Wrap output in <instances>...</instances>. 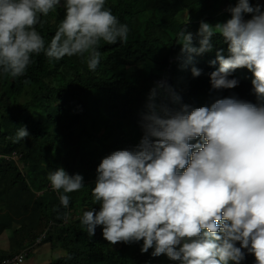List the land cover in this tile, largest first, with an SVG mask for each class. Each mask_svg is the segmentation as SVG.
I'll list each match as a JSON object with an SVG mask.
<instances>
[{"label": "clouds", "instance_id": "9594fccd", "mask_svg": "<svg viewBox=\"0 0 264 264\" xmlns=\"http://www.w3.org/2000/svg\"><path fill=\"white\" fill-rule=\"evenodd\" d=\"M61 2L0 0V74L24 77L40 54L50 62L87 55V67L95 71L101 42L127 43L130 29L106 0H63V19L46 45L37 26L43 27L41 17ZM221 12L230 18L215 24L202 20L195 35L187 31L185 13L177 33L179 62L170 56L143 97L146 103L131 110L137 127L112 123L119 131L114 137L127 140L129 148L106 155L96 168L91 195L99 210L76 207L64 215V224L80 219L91 237L100 226L111 245L142 241L141 253L152 249V257L166 255L176 264H243L247 255L264 264V4L235 0ZM214 36L222 38L227 54L217 49L215 60L204 70L191 67L187 79L183 69L194 56L213 51ZM176 65L181 71L173 80ZM242 79H251V89L229 96ZM104 133L98 136L103 139ZM28 136L19 127L11 139L17 143ZM0 157L25 169L17 152ZM47 179L49 189L61 193L64 208L68 194L85 187L81 174L70 175L63 167ZM55 225L49 221L33 243L16 252L0 244L8 253L0 264L15 257L25 264ZM16 226L17 221L3 234L9 231L12 238Z\"/></svg>", "mask_w": 264, "mask_h": 264}, {"label": "trees", "instance_id": "16d2710c", "mask_svg": "<svg viewBox=\"0 0 264 264\" xmlns=\"http://www.w3.org/2000/svg\"><path fill=\"white\" fill-rule=\"evenodd\" d=\"M230 4L234 6L235 0H106L105 6L130 31L127 43L101 42V60L95 71L88 69L87 55L50 62L40 54L33 56L24 77L0 74V154L19 151L21 163L27 166V170L21 169L0 157V207L4 210L0 236L17 221L11 252L33 243L49 221H54L56 225L44 243L64 250L66 255L49 264H176L166 255L152 257V249L141 253L142 241L111 245L103 238L100 226L91 237L80 219L64 224V215L76 207L82 212L99 210L91 195L96 168L106 155L129 148L127 140L114 137L119 131L112 123L123 120L131 128L137 127L131 110L146 103L143 97L148 96L169 57L179 62L177 33L185 13L190 17L187 31L195 35L202 20L215 24L229 19L230 13H222L221 8ZM63 16L62 0L55 11L41 17L43 27L37 29L46 45ZM194 44L198 46V38ZM213 44L212 52L194 56L192 64L183 69L187 79H192L191 67L206 69L209 61L215 60L217 49L223 48L227 54L222 38L214 36ZM179 71L176 65L170 77L179 78ZM251 87L248 79L229 96ZM19 127H25L29 136L14 143L11 138ZM102 131L103 139L98 136ZM58 167L84 177L85 187L68 194V208L60 204L61 193L48 187L47 176ZM40 191L44 193L37 197ZM0 252V260L8 256ZM243 264H255L254 257L247 255Z\"/></svg>", "mask_w": 264, "mask_h": 264}, {"label": "rangeland", "instance_id": "374dc122", "mask_svg": "<svg viewBox=\"0 0 264 264\" xmlns=\"http://www.w3.org/2000/svg\"><path fill=\"white\" fill-rule=\"evenodd\" d=\"M22 102L26 101V98H22ZM18 155H20V152L18 151ZM23 168V166L21 165ZM25 169L27 170V166L25 164ZM4 212L3 208L0 207V214ZM8 232H5L0 236V244L3 249L7 250L8 246L12 245V239L8 236ZM1 253V252H0ZM66 255V252L62 249H51L50 244L43 243L42 245L34 248L30 253L29 257L27 258V261L25 264H49L52 261L57 260L60 257H63Z\"/></svg>", "mask_w": 264, "mask_h": 264}, {"label": "built area", "instance_id": "2783aa9c", "mask_svg": "<svg viewBox=\"0 0 264 264\" xmlns=\"http://www.w3.org/2000/svg\"><path fill=\"white\" fill-rule=\"evenodd\" d=\"M19 262H22V258H14V259H12V260H7L5 263H7V264H17V263H19Z\"/></svg>", "mask_w": 264, "mask_h": 264}]
</instances>
